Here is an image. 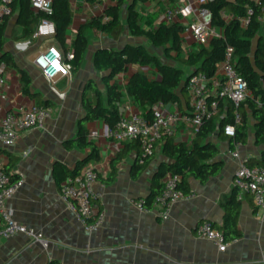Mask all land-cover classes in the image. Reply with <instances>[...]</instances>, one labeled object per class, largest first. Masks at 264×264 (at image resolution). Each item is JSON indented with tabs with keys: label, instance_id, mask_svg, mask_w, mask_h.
<instances>
[{
	"label": "crops",
	"instance_id": "obj_1",
	"mask_svg": "<svg viewBox=\"0 0 264 264\" xmlns=\"http://www.w3.org/2000/svg\"><path fill=\"white\" fill-rule=\"evenodd\" d=\"M109 4V0H71L73 20L66 32L70 51L80 27L92 17L102 15ZM168 7L165 1L159 5L157 1L139 2L142 15L160 8V20ZM122 15L126 22V8ZM16 17L15 14L9 20L5 49L31 76L35 97L22 92L19 67L7 66V96L3 99V108L8 111L46 100L54 112L43 127L21 132L13 146L0 145V170L9 164L10 155L16 158L12 172L23 179V184L8 200V207L18 222L42 232L48 245L34 242L23 233L10 238L0 237V264H49L52 260L61 264H264V207L256 206L249 194L239 199L234 185L239 163L232 152L238 149L242 157L248 158L261 157L264 150V145L256 143L253 120L246 143H240L235 148L231 147L229 138L213 137L220 148L222 170L206 182L191 179V190L196 196L177 202L166 220L160 218L156 210L140 209L131 201L151 193L154 174L161 163L168 160L163 155V142L157 144L154 158L138 177L133 176L138 153L132 150L120 162L114 163L115 177L110 181L113 159L134 141L116 142L106 136L107 124L104 120L86 123L89 133L92 130L99 132L97 137L88 138L97 144L100 151V159L90 163L99 170L96 187L103 193L100 203L105 212L101 228L89 231L86 223L62 199L60 186L66 178L64 167L74 169L90 153V148L80 146L76 139L85 113L84 95L96 100L92 90L94 84L106 95L104 72L96 67L94 57L100 48H120L127 42L147 43L143 37L134 36L129 30L126 31L135 40L127 39L124 35L126 31L115 39L109 34L88 29L89 45L83 66L70 76H58L50 82L34 59L49 45L61 48L56 36L24 37L22 26L16 24ZM182 46L184 50H189L197 48V43L190 33L184 32ZM137 70L147 71L148 67L131 65L128 72L116 75L112 81L125 84ZM52 86L64 93V97H60ZM181 100L179 106L187 112L190 109L187 92ZM120 105V110L123 105H130V111L140 112L129 96H125ZM165 107L169 110L174 108L173 103L165 104ZM181 129L174 136L175 140L191 143L195 137L188 125L184 124ZM234 192L241 201L238 225L242 235L229 241L225 251H220L211 240L199 237L196 228L203 220L221 226L225 221L224 203Z\"/></svg>",
	"mask_w": 264,
	"mask_h": 264
},
{
	"label": "trees",
	"instance_id": "obj_2",
	"mask_svg": "<svg viewBox=\"0 0 264 264\" xmlns=\"http://www.w3.org/2000/svg\"><path fill=\"white\" fill-rule=\"evenodd\" d=\"M96 1V0H89ZM102 15L92 17L84 23L76 33L72 52L74 59L72 72L78 71L84 64L86 51L89 45L88 29L119 38L124 31L137 37H147L154 46H167L174 51L175 57L186 65L182 66L163 62L159 55L150 51L142 43L127 42L120 48L104 47L97 50L94 62L96 67L104 72L103 81L106 86V95L96 85L92 86L96 100L84 95L83 104L85 113L82 116L77 141L82 147H89L88 156L80 160L74 169L64 167L66 178L75 176L92 160L100 159L97 144L90 140L86 123L101 119L109 127H114L122 118L120 104L125 96L132 98L139 107L141 114L152 117L154 104H181L182 96L187 92L186 80L190 73L205 72L209 77L215 75L217 65L225 59L227 47H234L233 62L235 67L246 78L250 94L238 108L242 113L241 122L236 125L235 135H228L225 127L235 124L236 106L228 100H220L219 111L207 120L197 132L191 143L176 141L174 136H164L163 155L168 159L163 161L152 178L151 193L145 197L144 205L151 209L155 196L163 188V179L168 173L181 176L179 188L188 193L191 190V179L206 182L210 177L222 170L223 161L220 159V148L213 140L214 136L229 138L230 145L235 148L237 143H246L248 131L253 120L256 143L264 145V0H209L206 4L212 12V25L223 31L221 36L212 38L209 45H197V48L184 50V25L181 22L167 23L160 20L161 10L150 11L142 15L139 2L157 5L165 1L168 6L178 0H109ZM2 0H0V3ZM11 13L0 16V63L7 66L19 67L13 54L5 49L8 23L13 15H17L16 24L22 26V36H31L35 32L40 20L44 17L51 19L56 26V38L65 56L70 52L67 46L66 32L73 20L71 0H53V13L48 15L36 11L31 0H11ZM126 8L127 19H123L122 12ZM229 17H226L228 16ZM16 38H20L16 35ZM148 67L147 71L133 72L125 84L112 81L120 73L128 72L131 65ZM22 76V92L35 97L32 90V79L29 73L20 68ZM152 74L150 77L149 75ZM50 105L49 101H43ZM132 150L138 153L133 167V176L138 177L149 165L155 154L144 164L139 163L141 154L140 141L136 140L120 151L113 159L112 173L108 180H113L116 172L115 162H120ZM249 165L264 164V150L261 157H248ZM16 158L10 155L9 164L3 170L10 175L12 181L18 180L12 170ZM65 178V179H66ZM225 221L217 227L222 230L228 241L239 238L242 232L238 225V216L241 211V201L236 198V192L228 197L224 203ZM49 264H61L52 260Z\"/></svg>",
	"mask_w": 264,
	"mask_h": 264
},
{
	"label": "built area",
	"instance_id": "obj_3",
	"mask_svg": "<svg viewBox=\"0 0 264 264\" xmlns=\"http://www.w3.org/2000/svg\"><path fill=\"white\" fill-rule=\"evenodd\" d=\"M11 0H2L0 3V16L9 15ZM106 1V0H100ZM209 0H181L169 6L163 13L162 20L167 23L181 22L184 32L190 33L197 45H209L212 38L221 36L222 31L212 25V12L206 7ZM32 6L38 11L48 15L53 13V0H31ZM263 20V18H262ZM34 37H54L56 35L55 23L44 17L40 20ZM234 47L228 46L226 56L218 63L214 76L209 77L205 72L199 71L187 81L190 109L182 111L178 102H173L172 110L166 109L165 104L157 103L152 107V117L148 118L140 112L130 111V105L122 106V118L114 127H105V135L116 142L140 141L141 154L139 163L144 164L156 152L158 141L164 136H175L184 124L188 125L190 133L196 136L203 124L219 111L220 100H228L236 106L235 124L225 127L228 135H235L236 125L242 120V113L238 109L250 94L246 78L235 67L233 62ZM74 52L65 56L63 50L56 45H49L34 59L36 66L50 81L58 76H70ZM6 63H0V145L13 146L21 132L33 128L43 127L46 119L52 116L54 110L51 105L32 103L28 106H19L16 109L5 111L3 99L6 98L7 85ZM53 90L60 96L55 86ZM99 135L98 130L89 133L91 138ZM240 143H237L238 145ZM233 156L238 160L239 166L234 177L237 196L242 199L244 195H251L258 207H264V164L249 165L247 158L241 156L235 149ZM181 176L168 173L163 179V188L155 196L151 209L144 205L145 199H131L140 209L156 210L160 218H170L173 206L184 199L196 196L195 191L186 193L179 188ZM99 170L93 163H88L81 172L75 176L67 177L60 186V195L75 214L86 223L89 231L94 232L101 228L105 220V212L101 208L100 199L103 196L97 189ZM23 184V179L12 181L10 175L0 170V216L2 226L0 237L10 238L16 234L28 235L34 242L48 245V240L42 232L26 224L18 222L8 207V200L14 196ZM199 237L211 240L220 251H225L229 241L222 230L217 228L210 220H203L196 228Z\"/></svg>",
	"mask_w": 264,
	"mask_h": 264
},
{
	"label": "rangeland",
	"instance_id": "obj_4",
	"mask_svg": "<svg viewBox=\"0 0 264 264\" xmlns=\"http://www.w3.org/2000/svg\"><path fill=\"white\" fill-rule=\"evenodd\" d=\"M127 34V35H126ZM128 31H126L124 33V35L126 36L127 39H132L135 40L134 37L131 36V34ZM144 41H146L147 43V47L150 51H154L155 53H157L159 55V58L161 59V61L163 62H167V63H171L177 66H182L184 67L186 70H189V68L183 64L182 61H180L178 58H176L175 53L173 50H171L169 47L167 46H160V47H156L154 46L151 42H149V39L147 37H143Z\"/></svg>",
	"mask_w": 264,
	"mask_h": 264
},
{
	"label": "water",
	"instance_id": "obj_5",
	"mask_svg": "<svg viewBox=\"0 0 264 264\" xmlns=\"http://www.w3.org/2000/svg\"><path fill=\"white\" fill-rule=\"evenodd\" d=\"M197 72H199L198 70H196L195 72H193V73H190L189 74V76H188V79L186 80V83H187V81L189 80V78L192 76V75H194L195 73H197Z\"/></svg>",
	"mask_w": 264,
	"mask_h": 264
}]
</instances>
